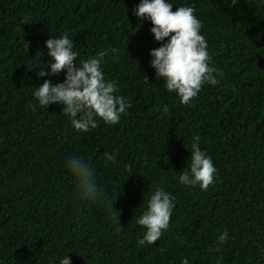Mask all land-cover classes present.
<instances>
[{"label": "trees", "instance_id": "obj_1", "mask_svg": "<svg viewBox=\"0 0 264 264\" xmlns=\"http://www.w3.org/2000/svg\"><path fill=\"white\" fill-rule=\"evenodd\" d=\"M140 2L0 0V264H264V0H166L194 9L217 70L218 84L187 106L151 67L170 37L155 41ZM65 35L78 65L108 52L105 80L131 104L118 124L98 119L82 133L63 104L39 105L35 88L66 76H38L54 62L46 41ZM197 136L217 169L207 191L179 181ZM74 156L93 168L101 199L77 197ZM158 187L175 208L161 238L140 246L136 221Z\"/></svg>", "mask_w": 264, "mask_h": 264}, {"label": "clouds", "instance_id": "obj_2", "mask_svg": "<svg viewBox=\"0 0 264 264\" xmlns=\"http://www.w3.org/2000/svg\"><path fill=\"white\" fill-rule=\"evenodd\" d=\"M235 4L236 0H231V5ZM134 13L138 19L151 22L150 31L155 41L162 42L170 37L167 43L150 52L153 57L151 67L155 69L156 76L163 79L167 91L177 94L181 104L189 105L206 83L212 86L218 84L215 75L217 70L209 66L208 44L200 34L202 23L194 15L192 7L181 6L173 11V6L166 0H141ZM45 47L54 62L48 66V71L41 67L38 76L57 75L62 71L66 72V76L63 83L54 85L52 81L45 80L40 87L35 88L34 96L39 105L47 108L49 105L63 104V112L70 117L71 125L82 133L96 129L99 126L98 119L108 125L118 124L131 104L123 96L117 95L119 89L114 81L105 80L101 68L108 52L100 51L95 57L80 61L78 65L79 53L73 50V40L67 35L49 38ZM162 112L168 114L167 105ZM199 139L197 136L193 140L189 170L179 175V181L186 186L199 185L201 190L207 191L215 181L217 169L211 157L201 151ZM103 155L106 161L115 163L116 153L105 152ZM68 164L76 179L77 197L86 201L101 199L103 191L98 188L93 168L75 156ZM174 200L175 197L163 188H156L148 201L147 210L136 221L146 229L143 238L138 240L140 246L154 244L168 229L175 208ZM110 207L113 213L118 212L113 209V204ZM118 218H115L114 223L120 230ZM228 239L225 231L218 236L217 246L210 251L219 252ZM60 264H71L68 255ZM182 264L189 262L185 258Z\"/></svg>", "mask_w": 264, "mask_h": 264}]
</instances>
